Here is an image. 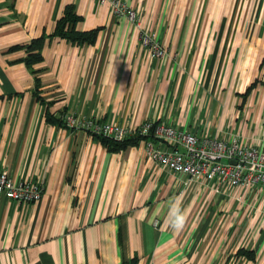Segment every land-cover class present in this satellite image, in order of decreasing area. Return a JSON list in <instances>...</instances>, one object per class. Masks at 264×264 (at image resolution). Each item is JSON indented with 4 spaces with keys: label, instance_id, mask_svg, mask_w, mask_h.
<instances>
[{
    "label": "crops",
    "instance_id": "1",
    "mask_svg": "<svg viewBox=\"0 0 264 264\" xmlns=\"http://www.w3.org/2000/svg\"><path fill=\"white\" fill-rule=\"evenodd\" d=\"M120 1L162 58L95 0H0V171L42 186L25 204L0 193V264H264L262 185L188 179L145 153L166 144L133 139L150 121L264 149V0ZM65 5L96 39L46 42L31 73L7 49L50 34ZM46 113L122 124L131 142L108 151ZM176 197L179 233L166 223Z\"/></svg>",
    "mask_w": 264,
    "mask_h": 264
},
{
    "label": "built area",
    "instance_id": "2",
    "mask_svg": "<svg viewBox=\"0 0 264 264\" xmlns=\"http://www.w3.org/2000/svg\"><path fill=\"white\" fill-rule=\"evenodd\" d=\"M106 4L110 15L132 23L138 32L139 43L149 57L160 59L165 55L164 47L155 39L151 28H141L137 14L129 10L120 0H95ZM64 125L80 129L89 134L121 140L128 133V127L115 122H99L84 116L64 114ZM136 133L153 136L166 144L168 149H159L146 143V155L159 167L176 173H183L188 179L213 180V182L249 187L260 184L264 187V149L246 145L235 139L225 140L209 135L197 136L163 123L145 121ZM224 159V162L221 160ZM229 160H234L230 163ZM0 193L7 199L19 203L39 200L42 186L38 182L13 183L4 171H0Z\"/></svg>",
    "mask_w": 264,
    "mask_h": 264
},
{
    "label": "trees",
    "instance_id": "3",
    "mask_svg": "<svg viewBox=\"0 0 264 264\" xmlns=\"http://www.w3.org/2000/svg\"><path fill=\"white\" fill-rule=\"evenodd\" d=\"M80 20L81 18L80 16L75 14L73 10V6L65 5L62 8L60 16L55 20L53 30L50 34L48 35L41 34L36 38L28 40L26 43L12 45L8 47L7 50L23 49L24 55L18 61H21L31 73H36L37 70L33 69L32 65L39 62L42 59L41 48L46 42L52 39H59L74 45H82V44L91 45L94 43L99 28H94L88 31H77L75 26L78 22H80ZM252 85L253 82L246 88V91L249 90V88ZM34 86H37L36 77L34 78ZM34 91H36L35 87H34ZM36 98H38V96H36ZM45 120L49 123H53V124L57 123L60 125H64L61 115L54 118L46 113ZM94 136L100 141V143L108 151L119 150L131 142L130 138L127 137H124L121 140H113L109 137H104L100 135H94ZM142 137L143 135L136 133L133 139L137 140ZM136 262H137L136 258L131 257L127 261L122 262V264H136Z\"/></svg>",
    "mask_w": 264,
    "mask_h": 264
},
{
    "label": "clouds",
    "instance_id": "4",
    "mask_svg": "<svg viewBox=\"0 0 264 264\" xmlns=\"http://www.w3.org/2000/svg\"><path fill=\"white\" fill-rule=\"evenodd\" d=\"M181 197H176L171 202L166 223L176 233L182 231L186 223V214L180 207Z\"/></svg>",
    "mask_w": 264,
    "mask_h": 264
},
{
    "label": "water",
    "instance_id": "5",
    "mask_svg": "<svg viewBox=\"0 0 264 264\" xmlns=\"http://www.w3.org/2000/svg\"><path fill=\"white\" fill-rule=\"evenodd\" d=\"M222 162H224V159L221 160ZM230 163H234V160H229Z\"/></svg>",
    "mask_w": 264,
    "mask_h": 264
}]
</instances>
